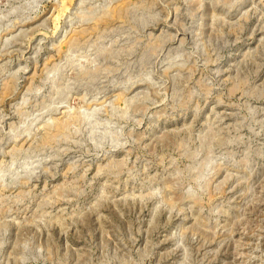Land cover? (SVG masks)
<instances>
[{
	"label": "rangeland",
	"instance_id": "374dc122",
	"mask_svg": "<svg viewBox=\"0 0 264 264\" xmlns=\"http://www.w3.org/2000/svg\"><path fill=\"white\" fill-rule=\"evenodd\" d=\"M0 264H264V0H0Z\"/></svg>",
	"mask_w": 264,
	"mask_h": 264
}]
</instances>
